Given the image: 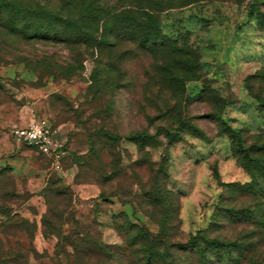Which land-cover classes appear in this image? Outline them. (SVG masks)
Masks as SVG:
<instances>
[{"label": "rangeland", "instance_id": "374dc122", "mask_svg": "<svg viewBox=\"0 0 264 264\" xmlns=\"http://www.w3.org/2000/svg\"><path fill=\"white\" fill-rule=\"evenodd\" d=\"M17 1L113 36L27 37L0 4V264H264V0ZM148 10L164 51L133 27ZM39 119L57 168L11 136ZM154 187L166 216L140 197ZM132 223L169 228L161 259ZM193 236L219 244L179 250Z\"/></svg>", "mask_w": 264, "mask_h": 264}, {"label": "trees", "instance_id": "16d2710c", "mask_svg": "<svg viewBox=\"0 0 264 264\" xmlns=\"http://www.w3.org/2000/svg\"><path fill=\"white\" fill-rule=\"evenodd\" d=\"M0 4L2 5V8L4 7L5 11L11 14V24L6 23V28L13 33L23 34L27 37L40 39H59L57 37V35H59V26H65L67 30L72 29L70 35H72V33H75V29L78 31L77 33H75V35L82 38L76 39V41L83 42L88 45H94L96 47H101L109 45V38L113 36V29L110 27L108 28L106 25H104L103 27L101 26V31H99L100 27L98 28V26H96L97 28L92 32H86L80 28H75L77 25L72 19L69 20L63 18L43 6L29 8L23 6L17 0H0ZM85 13L87 14V16L95 15L94 10L90 6H84L82 15L85 16ZM250 13L253 15L255 11L251 10ZM27 17L34 18L38 25L29 26L27 23H23L19 26L14 25L15 20L22 23L27 19ZM141 18L144 19V21H139L133 26L134 28H136V30L143 34L141 44L144 46H148V44H150L151 47L158 48L159 50L164 51L162 49H165L166 45L162 43L157 44V41L155 40L156 37L158 39V37L162 35L160 32L159 23L156 20L154 13L149 10L144 11ZM93 20L96 23L99 22L95 21V19ZM104 24H106V22ZM136 30L134 29L135 35L137 33ZM152 36H155L153 38L154 40L152 39ZM162 38L163 40H167V38L164 36H162ZM61 41L71 42L69 38H65ZM166 55L167 52H165V56ZM136 137L141 138L144 136L137 135ZM158 191V187L151 188L147 191L143 188V193L142 195H140V197L144 199V201H146L145 207L157 210L162 206V198L160 196L161 193ZM161 209L162 208H160L161 212L165 211ZM145 213L147 215L150 214L149 211ZM164 215L166 216V212H164ZM131 227L132 231L136 230L133 243L146 247L145 249H142V253L144 255H147L148 263L161 259L164 253H161V251L159 252V250H156V248L158 249L165 246V243L163 241H166L167 237L169 236V228L160 223L159 231L157 232V234L153 235L144 225L132 223ZM187 244L188 245L186 246L181 245V248H179V250L206 255V253L209 251V247H217L219 243L211 240L206 236H193L188 239Z\"/></svg>", "mask_w": 264, "mask_h": 264}, {"label": "built area", "instance_id": "2783aa9c", "mask_svg": "<svg viewBox=\"0 0 264 264\" xmlns=\"http://www.w3.org/2000/svg\"><path fill=\"white\" fill-rule=\"evenodd\" d=\"M10 132L15 142L36 149L51 159L56 168L66 153L58 130L48 120H33L24 126L15 124Z\"/></svg>", "mask_w": 264, "mask_h": 264}, {"label": "crops", "instance_id": "0c3cea01", "mask_svg": "<svg viewBox=\"0 0 264 264\" xmlns=\"http://www.w3.org/2000/svg\"><path fill=\"white\" fill-rule=\"evenodd\" d=\"M59 136H60V132H59Z\"/></svg>", "mask_w": 264, "mask_h": 264}]
</instances>
